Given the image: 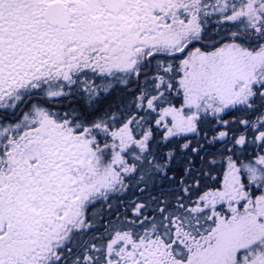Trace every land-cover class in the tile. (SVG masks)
Segmentation results:
<instances>
[{"label":"snow or ice","instance_id":"obj_1","mask_svg":"<svg viewBox=\"0 0 264 264\" xmlns=\"http://www.w3.org/2000/svg\"><path fill=\"white\" fill-rule=\"evenodd\" d=\"M0 264H264V0H0Z\"/></svg>","mask_w":264,"mask_h":264}]
</instances>
